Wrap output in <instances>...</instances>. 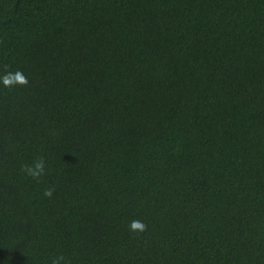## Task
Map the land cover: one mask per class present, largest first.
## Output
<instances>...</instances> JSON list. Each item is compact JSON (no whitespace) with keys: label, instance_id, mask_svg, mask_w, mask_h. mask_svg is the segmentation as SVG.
<instances>
[{"label":"trees","instance_id":"obj_1","mask_svg":"<svg viewBox=\"0 0 264 264\" xmlns=\"http://www.w3.org/2000/svg\"><path fill=\"white\" fill-rule=\"evenodd\" d=\"M54 262L264 264V0H0V264Z\"/></svg>","mask_w":264,"mask_h":264},{"label":"clouds","instance_id":"obj_2","mask_svg":"<svg viewBox=\"0 0 264 264\" xmlns=\"http://www.w3.org/2000/svg\"><path fill=\"white\" fill-rule=\"evenodd\" d=\"M21 82H26V81L23 79V77H21ZM38 167H41V166L38 165ZM33 174L35 175L36 173H33ZM46 194H50V193H46ZM131 227H132L133 229H140V230H143L144 225H143L141 222H139V221H133ZM54 264H55V262H54Z\"/></svg>","mask_w":264,"mask_h":264}]
</instances>
